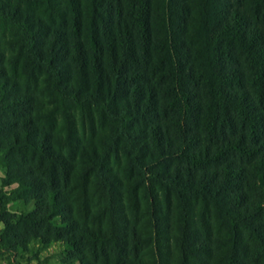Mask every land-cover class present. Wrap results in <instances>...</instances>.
Instances as JSON below:
<instances>
[{"label":"trees","instance_id":"16d2710c","mask_svg":"<svg viewBox=\"0 0 264 264\" xmlns=\"http://www.w3.org/2000/svg\"><path fill=\"white\" fill-rule=\"evenodd\" d=\"M0 169L63 264H264V0H0Z\"/></svg>","mask_w":264,"mask_h":264},{"label":"rangeland","instance_id":"374dc122","mask_svg":"<svg viewBox=\"0 0 264 264\" xmlns=\"http://www.w3.org/2000/svg\"><path fill=\"white\" fill-rule=\"evenodd\" d=\"M6 180L0 169V193L9 198L6 213H0V264H63L68 257L58 248L32 246V231L24 227L21 217L31 215L35 203H28L25 196L15 193L17 184L7 186ZM170 262L173 264L172 259Z\"/></svg>","mask_w":264,"mask_h":264}]
</instances>
